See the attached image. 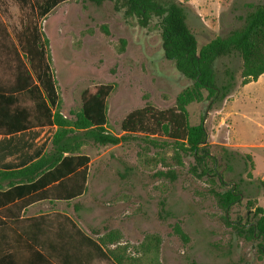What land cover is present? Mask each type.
<instances>
[{"label":"rangeland","instance_id":"obj_1","mask_svg":"<svg viewBox=\"0 0 264 264\" xmlns=\"http://www.w3.org/2000/svg\"><path fill=\"white\" fill-rule=\"evenodd\" d=\"M171 1L186 9L187 23L201 45L243 27L250 6L264 4V0ZM1 3V21L15 38L29 6L17 0ZM39 24L49 42L59 110L68 120L80 111L86 89L113 85L107 100V130L122 136L121 123L130 112L146 105L175 108L178 96L192 87L165 58L156 19L142 28L135 19L116 13L111 2L96 6L88 0H68ZM241 67L237 56L220 59L216 64L220 82L233 84L227 98L212 108L208 101L187 107L190 124L198 125L204 118L209 130V150L216 158L210 177L199 179L189 171L194 158L183 156L179 166L172 148L155 149L141 136L119 146L89 143L81 151L91 159L84 195L55 207L68 217L64 232L71 233L74 224L98 244L114 232L120 243L103 249L116 250L126 261L138 264H263L258 242L245 241L226 225L225 213L212 194L235 187L241 197L229 213L235 223L253 222L249 201L264 207V75L243 86ZM52 137L53 131L46 128L14 136L8 161L19 163L27 156L30 162L50 150ZM248 155L254 169L247 164ZM168 170L177 173L175 182L156 178L159 171ZM51 208L37 206L32 213ZM176 225L187 241L175 234ZM56 239L67 240L58 234ZM90 264L114 263L94 259Z\"/></svg>","mask_w":264,"mask_h":264},{"label":"trees","instance_id":"obj_2","mask_svg":"<svg viewBox=\"0 0 264 264\" xmlns=\"http://www.w3.org/2000/svg\"><path fill=\"white\" fill-rule=\"evenodd\" d=\"M17 1L29 6L30 12L15 38L0 18V76L7 78L6 83L0 80V136L12 139L38 128L54 127L56 130L50 150L30 162L25 159L19 164L7 163L13 151L9 142L0 143V209H24L43 200L72 202L81 198L86 191L91 163L90 157L81 151L89 143L100 147L119 146L141 136L143 142L155 149L172 148L179 166L183 165V156L194 158L189 171L197 178H207L214 173L216 158L209 150L208 127L204 118L200 124L192 126L187 107L194 102L208 101L212 108L227 98L233 84L219 80L216 64L222 58L237 56L241 59L243 86L264 75V4L250 6L252 10L243 27L201 45L187 23L186 9L175 1L88 0L96 6L111 2L116 13L126 20L135 19L142 28L156 19L165 58L192 82V87L178 96L175 108L159 110L146 105L130 112L121 123L124 135L117 136L107 130V100L115 90L113 85L86 89L81 96V109L73 120L65 118L59 110V95L47 51L49 42L39 22L68 0ZM2 12L0 0V14ZM246 159L254 169L252 158L248 155ZM156 178L175 182L178 175L173 170L159 171ZM212 194L225 213L226 225L245 241L258 242V257L264 264V209L255 201H249L248 209H254L253 222L235 223L229 219L231 209L241 200L235 187L213 190ZM0 227L1 233L3 229L6 232L5 264H90L94 259L114 264H138L126 261L116 250L103 249L120 243L114 232H109L98 244L72 224L71 233H58L67 239L66 242H55V248L72 249V252L57 256L58 262L53 263L52 257L40 251L44 244L39 243L34 233L25 232L15 221L0 222ZM174 232L188 240L179 225Z\"/></svg>","mask_w":264,"mask_h":264},{"label":"crops","instance_id":"obj_3","mask_svg":"<svg viewBox=\"0 0 264 264\" xmlns=\"http://www.w3.org/2000/svg\"><path fill=\"white\" fill-rule=\"evenodd\" d=\"M0 78H1L0 80H2L3 83H6L7 78L5 76H0ZM40 129H43V128H38L36 130H40ZM46 129L52 130L53 134L55 133V130H56L54 127L46 128ZM22 134H18V135H22ZM5 140L9 142V140L11 141L12 139L4 138L0 136V143H5L3 142ZM37 158L33 160H36ZM25 159H28V157L24 156L21 161ZM6 162L13 163V164L20 163V162L18 163V162L8 161V158L6 159ZM59 203H66V202L60 201V200H43V201L35 202L24 209H20L19 207H15L14 209L2 208L0 209V222L5 223L9 221H15L16 223L20 225V227L23 228L25 232L31 231L32 233H34L39 239V243H41L42 245L44 244V247L41 248L40 250L42 254L47 255L48 257L49 256L52 257L53 263H57L58 262L57 256L66 255L67 253L72 252V249L55 248V242H57L56 234L60 232H64L66 229H68L65 223V219L68 217L65 215V213L56 211L55 207ZM41 205H45V206L49 205L52 208L47 211H40L37 214L32 213L33 211L32 209L34 207L41 206ZM262 208L264 209V207ZM28 220H31V221H28ZM5 235H6L5 230L3 229L2 233L0 230V264H5V258L7 256L6 245H5Z\"/></svg>","mask_w":264,"mask_h":264}]
</instances>
